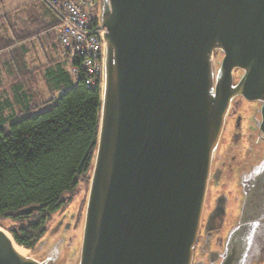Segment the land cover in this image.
<instances>
[{"label":"water","instance_id":"water-1","mask_svg":"<svg viewBox=\"0 0 264 264\" xmlns=\"http://www.w3.org/2000/svg\"><path fill=\"white\" fill-rule=\"evenodd\" d=\"M96 19L100 110L80 241L67 258L63 237L33 255L0 227V264H196L238 97L259 105L264 134V0H98ZM240 186L238 219L207 264L264 261V154Z\"/></svg>","mask_w":264,"mask_h":264},{"label":"trees","instance_id":"trees-1","mask_svg":"<svg viewBox=\"0 0 264 264\" xmlns=\"http://www.w3.org/2000/svg\"><path fill=\"white\" fill-rule=\"evenodd\" d=\"M72 64L82 72L78 59ZM66 85L43 104L46 108L50 103L45 110L30 107L6 127L0 125V219L11 222L6 231L29 250L36 248L51 214L71 201L65 195L75 192L92 166L100 87H87L83 74L74 82L69 76ZM27 207L36 209L18 213Z\"/></svg>","mask_w":264,"mask_h":264},{"label":"crops","instance_id":"crops-1","mask_svg":"<svg viewBox=\"0 0 264 264\" xmlns=\"http://www.w3.org/2000/svg\"><path fill=\"white\" fill-rule=\"evenodd\" d=\"M59 24L40 0H0V125L67 88L70 63L59 55Z\"/></svg>","mask_w":264,"mask_h":264},{"label":"flooded vegetation","instance_id":"flooded-vegetation-1","mask_svg":"<svg viewBox=\"0 0 264 264\" xmlns=\"http://www.w3.org/2000/svg\"><path fill=\"white\" fill-rule=\"evenodd\" d=\"M261 120L258 104L242 97L233 102L209 183L202 229L194 250L196 264H207L211 252L222 250L228 230L238 219L243 200L240 177L264 154ZM72 218L69 215L68 222L58 220L49 237H65ZM205 225L207 229L203 230Z\"/></svg>","mask_w":264,"mask_h":264},{"label":"built area","instance_id":"built-area-1","mask_svg":"<svg viewBox=\"0 0 264 264\" xmlns=\"http://www.w3.org/2000/svg\"><path fill=\"white\" fill-rule=\"evenodd\" d=\"M59 18L57 45L62 60L70 63L74 81L81 74L87 87L101 85L102 79V36L105 28L94 21L98 0H40ZM97 20V19H96ZM78 59L82 72L72 64Z\"/></svg>","mask_w":264,"mask_h":264},{"label":"rangeland","instance_id":"rangeland-1","mask_svg":"<svg viewBox=\"0 0 264 264\" xmlns=\"http://www.w3.org/2000/svg\"><path fill=\"white\" fill-rule=\"evenodd\" d=\"M94 15L95 16L97 15L96 11H94ZM221 56H222L221 53L218 55L215 53V58H219ZM70 75H71L72 80L74 81L71 72H70ZM61 92H62V90L60 91V93ZM49 106H50V103H47L46 108ZM33 107L38 108V109L34 110L37 112H41V111L46 109L45 106H33ZM33 113H35V112H33V111L29 112L30 115H32ZM14 117H18V116H14ZM88 177H89V175H88ZM87 179H85V181H82L78 184V186L75 189V192L72 195H70V194L65 195V198L68 199L70 197L71 201L66 202L56 213L51 214V216L49 217V219L46 222V228H47L46 231L48 232L47 236L40 239V241H42V244L38 247V249H36V248L34 250L28 249V252L30 254L36 255V254H39V253L47 250L55 240L59 239L58 237H55V236L50 238L48 235L49 231L54 228V226L58 222V220L63 219L64 222H68L67 220H69V215H73L72 221L70 222V228H69L68 232L65 233V237L63 236L64 241H65V245L62 246V254L65 253L64 255H66V258L71 256V255L73 256V253H75V249L77 247V244L80 241L84 203H85V198H86V194H87V187H88ZM9 225H11L10 221L0 219V227L1 228H4L6 230V227H8ZM219 237H222V236H219ZM216 240H218V238ZM213 242H214V240H213ZM263 262H261L260 264H263Z\"/></svg>","mask_w":264,"mask_h":264},{"label":"bare ground","instance_id":"bare-ground-1","mask_svg":"<svg viewBox=\"0 0 264 264\" xmlns=\"http://www.w3.org/2000/svg\"><path fill=\"white\" fill-rule=\"evenodd\" d=\"M14 246H15L19 251H21V252H23V253H29V252H28V249L22 248L21 246L15 244V243H14Z\"/></svg>","mask_w":264,"mask_h":264}]
</instances>
